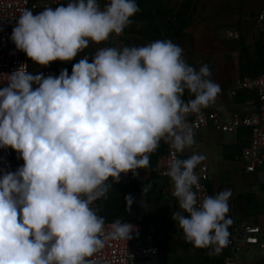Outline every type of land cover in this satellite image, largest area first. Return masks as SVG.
I'll use <instances>...</instances> for the list:
<instances>
[{"label":"clouds","instance_id":"clouds-1","mask_svg":"<svg viewBox=\"0 0 264 264\" xmlns=\"http://www.w3.org/2000/svg\"><path fill=\"white\" fill-rule=\"evenodd\" d=\"M140 11L135 0H69L34 15L25 9L10 39L31 62L47 67L69 62L89 42L122 35ZM89 62L80 59L59 76L22 70L0 87V148L23 159L16 172L0 178V264H92L107 239H132L130 223L105 220L91 206L107 198L109 178L149 166L160 141L177 153L195 144L186 122L215 103L220 86L183 59L170 40L144 46L102 48ZM33 84L38 85L33 89ZM188 90L194 99L184 102ZM193 154L172 160L167 175L179 208L178 221L194 247L219 255L229 244L230 190L204 196L198 204ZM147 189H143V192ZM130 210L133 198L125 197Z\"/></svg>","mask_w":264,"mask_h":264},{"label":"crops","instance_id":"crops-1","mask_svg":"<svg viewBox=\"0 0 264 264\" xmlns=\"http://www.w3.org/2000/svg\"><path fill=\"white\" fill-rule=\"evenodd\" d=\"M170 1L158 0L154 3L159 5L158 11L166 12L163 13V18L155 20L146 18L147 13L153 15L157 12L150 3L141 15L142 18L137 15L131 17L133 22L125 28L122 35L114 34L110 36L108 42L105 41L106 48L109 42L114 48L123 49L126 46H144L155 40H170L183 49V59L188 65L197 71L203 65L209 67L211 76L208 79L220 86V93H225L238 78L264 73V35L260 34L255 26V16L262 7L260 2L255 15L250 14V11L256 8L252 5L254 0H246L247 2L238 0V5L234 4L228 11L223 10L220 14L221 19L215 20L201 19L196 14L193 15V0H177L173 7ZM226 30L237 32L241 35L240 39H226L224 36ZM118 44L120 46H117ZM55 71L56 68L52 66L49 71L42 68L40 73L53 76ZM182 99L187 103L194 99V95L185 90ZM223 101L230 108L245 112L254 111L257 107L254 96L231 99L224 95ZM249 139L250 134L246 130L236 134L202 130L196 135L193 147L186 148L183 153L178 154L179 159H187L193 154L203 157L198 165L207 164L211 172L210 196L225 190L231 191L227 214V217H231L229 233L232 225L248 222L261 229L260 240L264 243V174L245 175L242 164L238 161L242 149L248 146ZM196 144H205L211 151L206 153L200 147H195ZM214 148H220V151L215 152ZM161 164L160 160L157 173ZM137 173L141 174L143 181L149 177L147 167L141 168ZM241 181L245 187L241 186ZM248 195L247 202H250L252 196L254 207L259 209L254 208L257 212L250 215V219L243 215L245 203L242 198L246 199Z\"/></svg>","mask_w":264,"mask_h":264},{"label":"built area","instance_id":"built-area-1","mask_svg":"<svg viewBox=\"0 0 264 264\" xmlns=\"http://www.w3.org/2000/svg\"><path fill=\"white\" fill-rule=\"evenodd\" d=\"M261 9L255 16V26L257 31L264 35V0H259ZM69 0H0V87H6L9 75L17 71L22 65V70L29 72V58L22 51L16 49L15 44L10 39L13 28L17 25L19 15L25 10H31L34 15L39 14L46 7L67 6ZM104 0H98L102 6ZM224 36L228 40H239L240 34L226 30ZM58 61V60H57ZM38 85L33 84V89ZM253 94L257 107L254 111L245 112L235 110L227 106L223 101V96L235 99L239 94ZM186 122L192 128L194 139L198 132L202 130H213L220 134H236L239 131H248L250 134L249 144L243 148L238 161L242 164L245 175L260 176L264 174V74L254 77H242L236 79L232 86L225 92L219 93L215 103L207 108H202L197 113L189 114ZM165 147V153L161 159L162 164L158 170V177L163 185L160 193L173 205V212L184 213L178 204V200L173 196L174 186L167 171L173 159L179 158V154L171 147L170 143L161 140ZM23 159L15 150L0 148V178L5 173L16 172L23 166ZM195 173L198 177L199 189L197 191L198 204L202 202L204 196H210L209 182L211 172L207 164H200L196 167ZM115 182V180L112 178ZM141 182L143 177L137 173H122L117 184L127 185L131 181ZM95 209V203L91 205ZM175 221L177 235L184 243H187V250L193 253L201 250L187 242L183 230ZM112 221L105 223V232L111 231ZM130 223V222H126ZM135 226V231L131 233L132 239H107L105 246L89 259L92 264H141L146 260H156L157 264H162L163 256L157 246L151 229L143 231L140 226ZM261 229L248 222L232 225L229 235V244L224 248V254L220 264H260L264 263V243L260 240ZM257 251L260 255L252 260V252Z\"/></svg>","mask_w":264,"mask_h":264},{"label":"rangeland","instance_id":"rangeland-1","mask_svg":"<svg viewBox=\"0 0 264 264\" xmlns=\"http://www.w3.org/2000/svg\"><path fill=\"white\" fill-rule=\"evenodd\" d=\"M170 2L173 7L177 3V0H171ZM259 2V0L253 1L252 5H255L256 8H253L250 11V14L255 15L256 9L259 6ZM234 4L238 5V0H193V15L196 14V16H199L201 19H221L222 16L220 14L223 12V10L228 11V8L232 7ZM246 5L248 4L246 3ZM105 43V41L101 43H94L90 41L88 46L78 53L77 58L69 62H62L59 60L54 61L51 62L47 67H42L38 64H35L29 59V72L37 75V73L41 72L42 68L49 71L52 69V66L56 68V72H58V74H60L64 69H67L68 71L72 65L85 57H87L89 62H91V59L95 56L98 50L106 48ZM117 46L120 45L118 44ZM82 52L85 53L83 54ZM200 145L201 144H196L195 147H200L202 151L205 150L206 153L211 151L205 144L201 146ZM214 151L218 152L220 151V148H214ZM144 182L145 180L141 181V185H144ZM241 186L245 187L243 181H241ZM146 189L152 190V188L149 186H146ZM251 189L252 187H250V190ZM247 198H249V195L246 197V199L242 198V201L245 203V206L243 207L245 214L243 215L249 217L250 219V215H253L257 211L254 210L255 207L253 205L254 201L252 196L250 197V202H247ZM135 200L137 203V208L130 214L129 222L140 226L143 231H147L149 229L153 231L155 242L158 244L163 256L162 264H219L215 261L219 260L220 258L222 259L220 255L222 252L219 255H209V252L211 251L210 248L195 250L193 253L188 252L187 245L181 240L179 235L176 234L177 228L175 221L172 219V215L174 214L173 205L167 198L155 200L153 199V194H150L148 198H146V192H143V188H141V190L135 195ZM233 205L235 204L233 203ZM233 205L231 207H233ZM227 218L231 220V217L228 216ZM222 251H224V249ZM258 255L260 254L257 251L252 252L251 259H256ZM205 256L207 257L206 260L203 259ZM260 256H262V254ZM212 260L214 262H212ZM141 264H157V261L146 260L141 262Z\"/></svg>","mask_w":264,"mask_h":264},{"label":"trees","instance_id":"trees-1","mask_svg":"<svg viewBox=\"0 0 264 264\" xmlns=\"http://www.w3.org/2000/svg\"><path fill=\"white\" fill-rule=\"evenodd\" d=\"M157 1L158 0H135V2L137 3V5L140 9V11L135 15H137L139 18H142L141 15L144 14L145 8H147V6H149L151 3V4H153V7L155 8L154 10H157V12L153 15L151 13H147L146 18H150L151 20H155L157 18H163L162 15H163V13H166V12L165 11L164 12L158 11L159 5L154 4ZM107 2H108V0H104L101 8H103V6ZM160 6L163 9L162 5H160ZM110 36H112V35H110ZM109 39H110V37L106 41L108 42ZM107 45H108L107 47H113V45L110 44V42ZM82 53L84 54L85 52H82ZM76 63H78V62H76ZM72 67H73V65H72ZM72 67L69 68V70H68L69 75H71ZM38 74H43L44 77H47V75L45 73H37V75ZM262 74H264V73H262ZM53 76H59V74L55 71ZM254 76L255 75H252L249 77H254ZM239 96H254V95L253 94H247V93H241L236 98H238ZM164 153H165V147L162 143H160L157 150L150 154V157H149L150 163H149V166H147V168L149 170V177L145 180L144 185H141V182H137L135 180L131 181L127 185H120V184H117L116 182H114L111 177L109 178V180L106 183L110 184L111 188L109 189V191L107 193V198H101V199H98L94 202L95 203V210L97 211V214L104 218L105 223L112 222V221H122L125 223L129 222L130 214L132 212H134L137 208L135 195L141 190V188L146 189V186H149L150 188H152V190L145 191L146 192V198H148V196L150 194H153V199H155V200L164 199V197L161 195V193H159L163 183L157 175V165H158V162L162 159ZM140 169H138L137 171H139ZM131 174L133 175L132 172H131ZM129 195L133 198V204H132L130 210L127 209V205H126V201H125V197L129 196ZM177 232L178 231H176V233ZM185 244L187 245V243H185ZM157 246H158V244H157ZM223 254H224V251H222V253L220 254L221 257L223 256ZM203 259L206 260L207 257L205 256V257H203ZM220 259L215 261V262L220 264ZM212 262H214V261L212 260Z\"/></svg>","mask_w":264,"mask_h":264}]
</instances>
